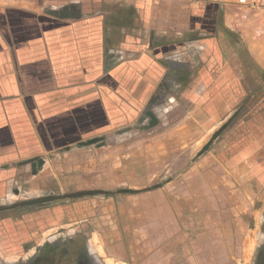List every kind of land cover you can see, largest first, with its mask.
<instances>
[{"label": "crops", "instance_id": "obj_1", "mask_svg": "<svg viewBox=\"0 0 264 264\" xmlns=\"http://www.w3.org/2000/svg\"><path fill=\"white\" fill-rule=\"evenodd\" d=\"M190 154L264 199V5L0 0V264L90 201L132 197L158 233L152 193Z\"/></svg>", "mask_w": 264, "mask_h": 264}, {"label": "rangeland", "instance_id": "obj_2", "mask_svg": "<svg viewBox=\"0 0 264 264\" xmlns=\"http://www.w3.org/2000/svg\"><path fill=\"white\" fill-rule=\"evenodd\" d=\"M237 1L264 5V0ZM198 161L190 154L185 171H174L175 185L152 193L157 231L172 225L173 232L152 234L148 228H139L144 219L137 216L139 203L132 197H114L110 203L105 196H97L105 203L90 201L95 218H80L71 227L63 223V232H47L41 238L47 242L81 234L85 244L77 252L89 251L96 264H264V199L248 198L245 185L240 180L236 184L231 173L214 163L198 168ZM144 199L152 204L149 196ZM81 213L90 215L91 209ZM41 246L31 251L32 257Z\"/></svg>", "mask_w": 264, "mask_h": 264}, {"label": "flooded vegetation", "instance_id": "obj_3", "mask_svg": "<svg viewBox=\"0 0 264 264\" xmlns=\"http://www.w3.org/2000/svg\"><path fill=\"white\" fill-rule=\"evenodd\" d=\"M81 234H75L74 237L56 238L44 243L40 249H37L34 257L23 264H96L95 260L88 255L89 251H82L78 254L84 243Z\"/></svg>", "mask_w": 264, "mask_h": 264}, {"label": "built area", "instance_id": "obj_4", "mask_svg": "<svg viewBox=\"0 0 264 264\" xmlns=\"http://www.w3.org/2000/svg\"><path fill=\"white\" fill-rule=\"evenodd\" d=\"M255 4V3H254ZM256 5V4H255Z\"/></svg>", "mask_w": 264, "mask_h": 264}]
</instances>
